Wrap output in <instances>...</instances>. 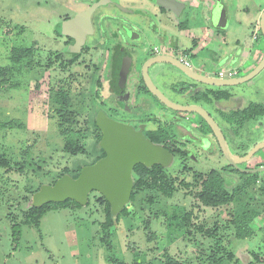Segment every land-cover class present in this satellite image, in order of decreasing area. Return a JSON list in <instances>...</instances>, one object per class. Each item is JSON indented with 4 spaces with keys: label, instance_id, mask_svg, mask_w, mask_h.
<instances>
[{
    "label": "rangeland",
    "instance_id": "rangeland-1",
    "mask_svg": "<svg viewBox=\"0 0 264 264\" xmlns=\"http://www.w3.org/2000/svg\"><path fill=\"white\" fill-rule=\"evenodd\" d=\"M89 1L0 0V65H9L7 55L11 47H30L34 51L31 66L20 68L12 76L8 73L7 83L0 88V121L14 122L12 127L0 130V154L10 161L8 167L0 166V264H133L135 261L139 264H163L165 252L178 258L182 264H209L198 258L205 257L213 248L212 238L193 233L190 226L181 231L168 226L173 221L169 222L164 213H170L175 205L178 211L182 208L180 205L185 211L192 209V222L218 227L221 248L232 254L231 259L226 260L228 263L247 264L256 257L260 259L256 261H263L264 190L261 187L264 181L250 184L238 201L227 205L207 206L194 195L205 173L224 163L218 153L206 154L207 165L201 167L188 161L193 171L204 172L194 179L187 170H180L178 161L173 159L167 166L171 175L177 180L184 176L187 181H196L195 185L190 190L179 187L171 197L153 192L151 205L147 203V191L137 193L126 204L125 214H120V211L113 215L118 218L109 228L108 243L102 240L105 205L97 191L89 193L84 205L72 203L46 209L37 226L22 223L31 206L32 195L40 185L51 184L65 167L70 175L79 167L92 164L98 153L94 147L96 133L91 125L98 109L92 100L95 52L84 49L78 55H66L62 36L56 31V25L62 18L83 8ZM244 1L248 11L237 14L241 17V25L235 24L231 17L233 11H230L229 23L221 30L223 36L211 45L216 54L235 52L243 47H264L259 26L255 29L258 38L254 39V30L247 23L252 12L257 17V0ZM119 2L121 5L130 4L132 8L140 4L137 0ZM233 2L235 0L230 7L236 10L238 0L237 5ZM108 9L104 5L100 7L104 11ZM131 16L142 18L139 14ZM213 30L218 29L213 27ZM254 62L251 59L243 60L239 65L234 63L235 67H240L236 68L237 75L248 73L256 66ZM227 66L229 64L223 67ZM216 87L237 95L242 105L258 103L264 106V67L245 82ZM96 90L102 94V91ZM63 95L69 103L65 111L73 112L71 124L65 120L69 115L59 109L58 103L65 101ZM107 106L108 103L104 102L99 108L106 109ZM161 106L148 103L147 113H153ZM218 122L233 152L241 153L264 140V127L260 124L264 123V117L256 122L244 116L240 121H234L236 125L226 124L221 119ZM65 125L69 126L67 137L79 143L83 152L70 154L63 149L66 138L59 130ZM262 154L264 147L256 156ZM23 160L26 163L20 171ZM252 161L249 160L248 164ZM262 167L255 172L259 180L264 177ZM226 173L229 186L240 183L239 173ZM237 202L241 203L237 205ZM248 202L255 210L251 221L252 232L248 237L238 239L226 220L232 217L236 206L240 209L243 203ZM144 221L149 222L152 237L147 235ZM15 223L21 226L19 236H13L11 226Z\"/></svg>",
    "mask_w": 264,
    "mask_h": 264
},
{
    "label": "flooded vegetation",
    "instance_id": "flooded-vegetation-1",
    "mask_svg": "<svg viewBox=\"0 0 264 264\" xmlns=\"http://www.w3.org/2000/svg\"><path fill=\"white\" fill-rule=\"evenodd\" d=\"M94 1L90 0L83 8L65 16L60 22L86 9ZM182 1L185 6L177 13L166 10L152 0H137L140 4L133 8L130 4H123L124 7L119 0H108L103 4L109 8L107 11L100 10V5L92 13V29L88 28L85 32L84 43L79 51L87 49L95 52L93 84L97 93L94 100L98 103L96 114L101 110L109 118L140 130L145 138L168 150L172 160L176 159L180 166L191 171L193 169L187 164L188 161L201 167L207 165L206 154L218 153L224 163L214 170L222 173H255L241 169L264 167V154L256 156L259 149L249 159L253 160L251 164H248V160L242 162L243 164L233 165L226 159L217 137L202 116L163 104L200 106L219 126L223 136L218 122L220 119L226 124L236 125L234 121H240L245 114L256 122L264 117L262 104L242 105L238 102L237 95H232L221 87L197 81L171 63H179L196 75L205 77L215 73V76H218L220 71L229 69L228 66H223L232 62L224 55L221 56V53H212L214 26L210 1ZM117 5L128 11L120 9ZM132 14H139L142 18H133ZM216 29L218 30H215V34L219 40L223 32L220 28ZM60 35L65 44L64 53L70 56L78 55L79 51L66 50L75 42L74 37ZM160 55L167 61L149 62ZM145 64V73L149 80L167 100L159 99L150 90L144 76ZM236 71L238 74L237 69ZM237 74L236 76H239ZM96 89L102 91V94ZM104 102L108 103L106 109L99 108ZM148 103H158L162 106L148 114ZM260 124L264 127L263 122ZM225 140L230 152L235 156H243L250 149L247 147L241 153L233 152L226 138ZM210 170L212 169L208 171ZM259 178L257 182L264 181L263 176L262 180ZM257 262L264 260H254L247 264Z\"/></svg>",
    "mask_w": 264,
    "mask_h": 264
},
{
    "label": "water",
    "instance_id": "water-1",
    "mask_svg": "<svg viewBox=\"0 0 264 264\" xmlns=\"http://www.w3.org/2000/svg\"><path fill=\"white\" fill-rule=\"evenodd\" d=\"M108 0H95L89 7L76 13L73 17L63 20L56 25L60 34L74 37L75 42L68 46L66 50L78 52L82 47L87 29H92L91 15L100 5ZM157 5L168 11L179 12L185 6L182 0H152ZM215 5L212 12L213 26L224 29L227 25V13L222 0H214ZM120 9H128L117 5ZM259 28L264 38V9L259 19ZM167 61L164 56H158L149 62L156 63ZM173 63L184 74L193 77L197 81L213 86H229L245 82L254 77L264 67V54L256 66L248 73L234 77H218L215 75L201 77L196 75L191 69L179 63ZM144 76L150 90L161 100H167L158 89L154 87L145 73ZM195 75V76H194ZM198 76V77H196ZM201 77V78H200ZM173 109H180L187 112H195L202 116L217 137L220 147L226 159L233 165L248 161L252 155L260 148L264 147V140L256 143L243 156L233 155L226 143V140L215 121L198 105L180 106L175 103H163ZM95 123L101 132L99 146L104 150L105 155L92 164L82 166L76 178L65 173L58 177L52 184H42L39 186L31 198V206H40L46 202H63L71 199L79 204H86L88 195L92 191L99 192L109 203L112 215H117L129 202L133 189V167L136 164H143L150 167L160 164L163 167L169 166L172 162V155L168 150L159 144L151 142L145 138L140 130H135L132 126L118 122L106 116L103 111H99L95 116ZM262 167L261 169H263ZM260 168L241 169L246 172H256ZM254 264H264L257 262Z\"/></svg>",
    "mask_w": 264,
    "mask_h": 264
},
{
    "label": "trees",
    "instance_id": "trees-1",
    "mask_svg": "<svg viewBox=\"0 0 264 264\" xmlns=\"http://www.w3.org/2000/svg\"><path fill=\"white\" fill-rule=\"evenodd\" d=\"M33 54L34 51L30 47H22V46H15L11 47L9 50V53L7 55V59L9 61V65H0V88L7 83V74L12 76L14 75V72H18L20 68H27L31 66L33 62ZM94 85V84H93ZM95 94H97L95 91L92 94V100H95ZM65 101L63 103L59 104V109L65 111L66 105L69 106V103H66L67 97L63 95ZM98 108V103H95ZM252 110V109H250ZM261 111V110H260ZM67 118L66 121H69L71 124L73 122V112L72 111H65ZM248 114H245V117ZM72 117V118H71ZM14 125V122L12 120H3L0 121V130L3 128H9ZM91 125L93 127V130L95 131V143L94 147L96 149L97 156L93 160L96 161L97 159L103 157L105 155L104 150L99 146V140L101 138V132L99 128L97 127L95 123V117L91 120ZM67 130H69V126L65 125L64 129L59 130V133L66 138L63 149L67 151L70 154H75L78 152H83V148L80 146L79 143L75 142L73 138L67 137ZM10 161H8L5 157H3L0 154V166L1 167H8ZM25 160L22 161L21 165L19 166V170H23L25 166ZM81 167H79L77 172L70 174L73 178H76L79 174ZM180 170L186 171L191 173L192 179L195 178L197 173L195 171L189 170L187 167L180 166ZM68 173V168H63L58 177L61 175ZM241 175V181L240 183L233 184L231 186L228 185L226 182L225 175L227 173H222L218 170H210L207 171L205 174L206 176L201 180L200 182V188L196 191L194 194L195 197L201 201L203 204L207 206H219V205H227L230 203H235L240 199L242 194L246 192V187H248L250 184H254L258 178V175L256 173H242L238 172ZM133 176V189L131 192L130 200L132 201L135 197V195L141 191H147V203L152 204V194L153 192H161L163 195L167 197H171L174 195L175 192H178L179 187H183L185 190H188L192 185H195L196 181H187L184 176H182L179 180H177L176 176H172L170 173L169 168L163 167L160 164H154L150 167H146L143 164H136L133 167L132 171ZM194 176V177H193ZM57 177V178H58ZM56 178V179H57ZM55 179V180H56ZM54 180V181H55ZM53 181V182H54ZM52 182V183H53ZM51 183V184H52ZM179 184V185H178ZM178 186V187H177ZM230 187V190H229ZM262 190H264V186L261 187ZM190 190V189H189ZM101 198L104 202V211H105V219L101 224V230H102V240L106 241L107 243L110 240V234L109 228L112 227L115 223L114 219H117L118 216L114 217L110 212V205L106 201V199L101 195ZM75 203L79 205L74 200L66 199L63 202H46L43 205L40 206H30L28 210L26 211L25 215L23 216L22 223H31L37 226L39 224V219L42 216V214L46 211L48 208H56L58 206L62 205H68ZM241 202H237V205H239ZM251 203H243L241 206L242 208L235 207L234 213H232V217L230 219L226 220L227 224L232 225L234 234L238 239H243L248 237L251 232V221L253 220V216L255 214V210L250 206ZM178 211L176 209L178 206H174L175 209L173 211V208L170 213H164L167 219H169L170 222L168 223V226H171L172 228H176L179 231H181L183 228H186V226H190L193 233H197L199 235H204L207 238H212L214 240L213 248L210 250L209 253H206L205 257H200L198 259H203L204 262H208L209 264H230L226 260H230L232 257V254L230 252H224L221 248V237L218 233V227L217 226H206L204 222L195 223L191 220V214L192 209H189L188 211H185L184 206ZM127 210V206L125 205L123 209L121 210L120 214H125ZM158 212L155 213L158 214ZM177 213V214H176ZM144 227L148 230V234L150 237L151 233L149 231V222L144 221ZM171 224V225H170ZM13 236H19L20 234V224L15 223L11 226ZM187 232H190V229L187 230ZM149 237V238H150ZM166 251V249H165ZM256 260H260L257 257ZM133 264H139L138 262H134ZM163 264H182V261H180L178 258H175L174 256H171L168 254V252L164 253V260Z\"/></svg>",
    "mask_w": 264,
    "mask_h": 264
},
{
    "label": "crops",
    "instance_id": "crops-1",
    "mask_svg": "<svg viewBox=\"0 0 264 264\" xmlns=\"http://www.w3.org/2000/svg\"><path fill=\"white\" fill-rule=\"evenodd\" d=\"M210 1V4H211V7H212V9L214 8V5H215V1L214 0H209ZM228 2H224L223 0H222V2H223V4H224V6H225V9H226V13H227V23H229V20H228V18H229V12L231 11H233L232 12V19L234 20V22H235V24L237 25V24H239V25H241V23H240V16L239 15H237L239 12H241V11H248V9L246 8V6H245V1L244 0H238V8H239V10H238V8H236V10H232L234 7H230L231 6V3H232V1H234V0H227ZM237 3V0H235V2H233V5H235ZM237 5V4H236ZM256 9H257V17L255 18L253 15V13L254 12H250L251 14H250V16L252 15V17H251V19L249 20V22H247L248 23V25L250 26V27H252L253 28V36H256V38L255 39H257L258 38V36H257V33L255 32V29H257V27L259 26V19H260V17H259V13L264 9V0H257L256 1ZM235 11V12H234ZM250 18V17H249ZM225 29V28H224ZM216 31H213V34H212V40H211V45L212 44H215L216 43V41H218L217 40V36H216ZM223 35H221V36H219V37H222ZM253 36H252V38H253ZM216 47V46H215ZM212 49V48H211ZM212 53H215L216 54V52H214V50H212ZM220 54V53H219ZM263 54H264V47L263 48H260V47H258V48H256V49H250V48H247V47H243V48H241V49H237V50H235V52H229L228 51V53H225V52H221V56H225V57H227V60H232V62L229 64V66H228V68H240V67H235L234 65V63H236V64H241L242 63V61L243 60H253V61H255L254 63H258V61H259V59H261V57L263 56ZM233 59H235V60H233ZM232 64V65H231Z\"/></svg>",
    "mask_w": 264,
    "mask_h": 264
},
{
    "label": "built area",
    "instance_id": "built-area-1",
    "mask_svg": "<svg viewBox=\"0 0 264 264\" xmlns=\"http://www.w3.org/2000/svg\"><path fill=\"white\" fill-rule=\"evenodd\" d=\"M253 38L255 39L256 36H253ZM236 74H237L236 69L229 68V69H227L225 71H220L218 73V76H220V77H234V76H236Z\"/></svg>",
    "mask_w": 264,
    "mask_h": 264
}]
</instances>
